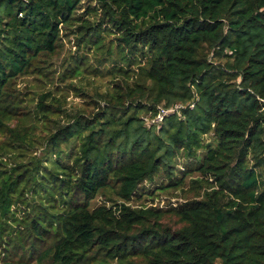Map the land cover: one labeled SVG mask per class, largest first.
<instances>
[{"label":"trees","instance_id":"obj_1","mask_svg":"<svg viewBox=\"0 0 264 264\" xmlns=\"http://www.w3.org/2000/svg\"><path fill=\"white\" fill-rule=\"evenodd\" d=\"M82 49L113 76L94 111L63 118L59 88L19 96L20 77L88 72ZM162 171L184 200L132 204ZM1 218L0 251L11 222L9 247L28 246L8 264H264V0H0Z\"/></svg>","mask_w":264,"mask_h":264},{"label":"rangeland","instance_id":"obj_2","mask_svg":"<svg viewBox=\"0 0 264 264\" xmlns=\"http://www.w3.org/2000/svg\"><path fill=\"white\" fill-rule=\"evenodd\" d=\"M85 4H92L96 5L97 0H85ZM85 10V7L80 11L82 12ZM112 38V36H109L107 40ZM76 40L75 36L71 35L70 37L66 38L64 47L59 51V53L53 57L54 66L53 68H57V70L62 71L63 68L57 67L59 64L68 56H70L72 53H77L78 48L75 45ZM80 53H86L88 55L89 63V71L83 73L79 77L68 79L65 82H61L58 79V74L56 75L55 79H44L40 80L38 77L35 76H23L18 79V82L16 84V88L18 91V94L21 98H31L35 96L38 92L46 91L48 89L56 90V88H59V95L63 98L64 108L66 110L65 114L63 115L67 116H74L78 114L82 110H87L88 112L94 111V106L97 104V102L100 101L98 94L104 93L106 91L110 90L113 76L110 75H104V74H96L92 71V68L94 66H99L102 68V66L99 64V59L103 58V55L101 52H95L88 51L87 49L80 50ZM93 66V67H92ZM105 66H109V63ZM104 66V67H105ZM103 67V68H104ZM74 84V85H72ZM103 104V101H101ZM26 107V105H25ZM62 119V118H61ZM151 119V118H150ZM150 119H148L147 123H150ZM150 125V124H149ZM151 126V125H150ZM213 142L212 135H206L204 136V142ZM73 143L71 147L74 145ZM206 152V149H203L200 151L201 155H204ZM66 155V153H65ZM4 155V159L6 161H9L11 164L14 162H23L27 161L29 159L34 158L37 156L39 159L43 160L45 162V154L42 148H39L35 151L26 152L21 151V155ZM190 161L189 158L185 157L183 154H180L179 157H177L174 161L175 169L174 173L176 176H181V170H184V167H186V164ZM2 168H5L2 166ZM190 178L187 179L189 182ZM169 181L166 174L162 171L159 174L155 175L153 180L146 181L143 186L146 187L147 190H154L155 188V195H150L147 193L143 194V198L141 200L135 198L132 201V204L139 205L146 202V204L151 205H159V206H169L172 204H177L178 202H182L186 195V190L181 189H175V188H167V189H161L158 188L162 183L167 184ZM189 186H185V189H188ZM58 197V195H57ZM104 196L99 195L96 199L91 201V206L94 207L104 201ZM47 199L45 198V201ZM60 204V201H59ZM16 215H23V211L21 207H17V209L14 212ZM8 216H13V213H9ZM2 221V218L1 220ZM6 227L5 231V239L2 241V247L0 251V264H5L9 262L11 259L15 258L17 253L21 250L24 251L25 248L27 249L28 246H25L24 242L20 241L16 243L17 248L9 247L8 240L10 239V236L12 235V232L14 229H16L17 224L16 222H11L10 224H5ZM23 227V226H21ZM7 255H10L7 257ZM29 253L28 257L21 259L18 258L16 262H22L23 264H40L37 260L36 262L29 261ZM8 264V263H7ZM45 264H48L45 263ZM113 264H117L114 262Z\"/></svg>","mask_w":264,"mask_h":264},{"label":"built area","instance_id":"obj_3","mask_svg":"<svg viewBox=\"0 0 264 264\" xmlns=\"http://www.w3.org/2000/svg\"><path fill=\"white\" fill-rule=\"evenodd\" d=\"M195 104H196V100L189 102L186 105L179 103V104H176L175 106H172V107H159L158 114L155 117L150 119V124L156 126V128L159 129L162 122L164 121V119L168 115H170L174 112L180 113L181 109H183V108H187V107L194 108Z\"/></svg>","mask_w":264,"mask_h":264}]
</instances>
